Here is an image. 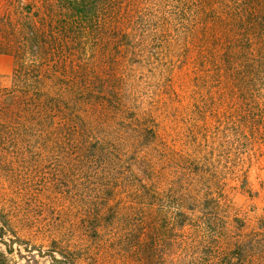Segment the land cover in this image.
Masks as SVG:
<instances>
[{
	"label": "trees",
	"instance_id": "trees-1",
	"mask_svg": "<svg viewBox=\"0 0 264 264\" xmlns=\"http://www.w3.org/2000/svg\"><path fill=\"white\" fill-rule=\"evenodd\" d=\"M0 10V54L14 59L0 147L44 146L80 193L85 236L117 242L129 264H264V213L228 194L252 193L244 167L264 153V0Z\"/></svg>",
	"mask_w": 264,
	"mask_h": 264
},
{
	"label": "rangeland",
	"instance_id": "rangeland-1",
	"mask_svg": "<svg viewBox=\"0 0 264 264\" xmlns=\"http://www.w3.org/2000/svg\"><path fill=\"white\" fill-rule=\"evenodd\" d=\"M13 68L14 59L0 54V88L10 86ZM21 148L15 156L0 147V264H129L117 242L85 236L80 193L58 179L44 146L31 140ZM258 158L260 167L256 160L244 167L252 193L237 183L228 191L234 210L253 220L264 213V153Z\"/></svg>",
	"mask_w": 264,
	"mask_h": 264
}]
</instances>
